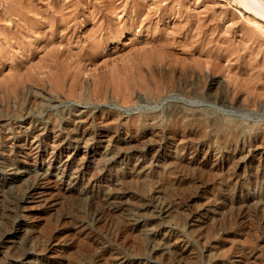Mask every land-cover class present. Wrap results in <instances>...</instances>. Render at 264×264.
I'll use <instances>...</instances> for the list:
<instances>
[{"label": "rangeland", "instance_id": "1", "mask_svg": "<svg viewBox=\"0 0 264 264\" xmlns=\"http://www.w3.org/2000/svg\"><path fill=\"white\" fill-rule=\"evenodd\" d=\"M263 24L237 0H0V264H26L19 217L34 248L69 243L60 262L102 260L77 228L99 213L132 264H264ZM50 170L70 187L53 216L28 208L27 177L12 189L7 175ZM114 193L137 215L153 210L194 255L147 249L108 215Z\"/></svg>", "mask_w": 264, "mask_h": 264}, {"label": "bare ground", "instance_id": "2", "mask_svg": "<svg viewBox=\"0 0 264 264\" xmlns=\"http://www.w3.org/2000/svg\"><path fill=\"white\" fill-rule=\"evenodd\" d=\"M19 1V0H18ZM236 1V0H235ZM17 4V1H15ZM28 3V2H27ZM237 3L239 4V6H241L244 10H246L248 13L252 14L253 16L260 18L264 21V0H237ZM91 7V6H90ZM146 7V6H145ZM14 11V10H13ZM32 14V13H31ZM12 15V14H11ZM116 15V14H115ZM60 16V15H59ZM14 17H18L21 18L22 16L20 14H15ZM61 17V16H60ZM248 17V16H246ZM248 18H246L247 20ZM175 21V20H174ZM249 21H251L249 19ZM16 24V23H15ZM26 25L24 27H26L25 29H27V31L29 32L30 30L33 29L35 24L34 22L30 23V22H26ZM42 24H40L39 26H41ZM264 25V24H263ZM175 27V25H174ZM179 27V26H178ZM175 27L174 32L179 33L180 31V27ZM59 28V26L57 25L56 27L54 26V33L57 31V29ZM257 28V27H256ZM260 28V26H259ZM262 28V27H261ZM90 29V28H89ZM166 29V28H165ZM92 30V29H91ZM173 30V29H171ZM262 30H264L262 28ZM169 31V30H168ZM88 32V31H87ZM261 33V31H260ZM91 34V33H90ZM6 35V34H5ZM89 34H87L88 37ZM121 35V34H119ZM177 35V34H176ZM118 37V36H117ZM171 37V36H170ZM92 39V38H91ZM13 40V39H12ZM14 40H16L14 38ZM170 41V40H169ZM168 41V42H169ZM9 44H11L14 41H11L10 39L5 37V41ZM3 42V43H4ZM14 44V43H13ZM66 45V44H65ZM91 45V44H90ZM242 45V44H241ZM244 45V43H243ZM242 45V46H243ZM10 48V47H9ZM42 48V47H41ZM38 48V49H41ZM45 48V47H44ZM91 48V47H90ZM246 48V47H245ZM167 49V48H166ZM89 50H92L89 49ZM93 51H94V47H93ZM238 51V50H237ZM72 54V53H71ZM155 56V55H154ZM161 63V62H160ZM227 69V68H226ZM170 85V84H169ZM181 107V106H180ZM170 110V108H169ZM174 112V111H173ZM177 113V112H176ZM175 113V114H176ZM182 113V112H181ZM80 114V112H79ZM172 114V113H171ZM187 114V113H186ZM189 114V113H188ZM187 114V115H188ZM184 115V114H183ZM174 116V115H173ZM179 116V115H176ZM84 117V116H83ZM150 117V116H149ZM148 117V118H149ZM159 117V116H158ZM175 117V116H174ZM200 117V116H199ZM131 118V117H130ZM171 118V117H170ZM189 118V116H188ZM83 119V118H82ZM111 119V118H110ZM115 119V118H114ZM141 119V118H140ZM205 119V118H204ZM207 119V118H206ZM86 120V119H85ZM125 120V119H124ZM148 120V119H146ZM214 120V119H213ZM110 121V120H109ZM112 121V120H111ZM131 121V120H130ZM144 121V120H143ZM173 121V119H172ZM171 121V123H172ZM211 121V120H210ZM83 123V125H82ZM122 123V122H121ZM212 123V122H211ZM214 123V122H213ZM223 123V122H222ZM83 126L85 127V123L81 121V123H77L76 128L78 126ZM174 125V124H172ZM235 125V124H234ZM117 126V125H116ZM212 126V125H211ZM236 126V125H235ZM149 127V126H148ZM110 128V127H109ZM210 128V127H209ZM128 129V127H127ZM146 129V128H145ZM153 129V128H152ZM157 129V128H156ZM184 129V128H183ZM195 129V128H194ZM206 129V128H205ZM214 129V128H213ZM216 129V128H215ZM227 129V128H226ZM88 130V129H87ZM125 130V129H124ZM123 130V131H124ZM147 130V129H146ZM120 131V130H119ZM144 131V130H143ZM169 131V130H168ZM175 131V130H174ZM181 131V130H180ZM193 131V129H192ZM196 131V130H195ZM154 132V131H153ZM176 132V131H175ZM90 133V132H89ZM116 133V132H115ZM124 133V132H123ZM142 133V132H141ZM186 133V132H185ZM188 133V132H187ZM134 134V133H133ZM168 134V133H167ZM183 134V132H182ZM189 134V133H188ZM206 134V133H205ZM84 135V134H83ZM86 135V134H85ZM91 135V134H90ZM110 135V134H109ZM126 135V134H125ZM128 135V134H127ZM141 135V134H140ZM146 135V134H145ZM162 134H160L161 136ZM169 135V134H168ZM167 135V138H168ZM225 135V133H224ZM138 136V135H137ZM148 136V135H147ZM226 136V135H225ZM222 136V140L225 141V146L226 148L229 149L231 148V144H230V140H228L227 138L229 137H225ZM59 137V136H58ZM124 137V136H123ZM162 137V136H161ZM180 137V136H179ZM210 137V136H209ZM234 137V136H233ZM54 138V137H53ZM89 138V136H88ZM143 138V137H142ZM206 138V137H205ZM112 139V138H111ZM154 139V138H153ZM234 139V138H233ZM238 139V138H237ZM260 139V138H259ZM85 138H82V141H85ZM113 140V139H112ZM120 140V139H119ZM129 140V139H128ZM131 140V139H130ZM169 140V139H168ZM179 140V139H178ZM124 141V140H123ZM132 141V140H131ZM151 141V140H150ZM239 141V140H238ZM262 141V140H261ZM119 142V141H118ZM222 142V141H221ZM234 143V142H233ZM236 143V142H235ZM263 143V142H262ZM112 144V143H111ZM140 144V143H139ZM181 145V144H180ZM262 145V144H261ZM119 146V145H118ZM128 146V145H127ZM126 147V146H125ZM210 147V146H209ZM217 147V146H216ZM223 147V146H222ZM124 147H122L123 150ZM186 148V147H185ZM200 148V146H199ZM206 148V147H205ZM213 148V147H212ZM225 148V149H226ZM119 151L121 150L120 148H118ZM125 149V148H124ZM209 149V148H208ZM115 150V149H114ZM214 150V149H213ZM217 150V149H216ZM233 150V149H232ZM177 151V150H176ZM196 151V149L194 150ZM226 151V150H225ZM118 152V150H117ZM116 152V153H117ZM128 152V151H127ZM191 152V151H190ZM215 152V151H214ZM213 152V153H214ZM205 152H203L204 154ZM207 153V152H206ZM216 153V152H215ZM233 153V152H232ZM231 153V154H232ZM236 153V152H235ZM234 153V154H235ZM104 154V153H103ZM226 154V153H225ZM186 155V154H185ZM206 156V154H204ZM213 155V154H212ZM238 155V154H237ZM171 156V155H170ZM198 156V155H197ZM230 156V155H229ZM260 156V155H259ZM209 157V156H208ZM217 157V155H216ZM175 158V157H174ZM191 158V157H190ZM203 158V157H202ZM201 158V160H202ZM218 158V157H217ZM259 158V157H258ZM264 158V157H263ZM182 159V158H181ZM214 159V158H213ZM212 159V160H213ZM199 160V159H198ZM200 160V161H201ZM209 160V159H208ZM259 160V159H258ZM218 161V160H217ZM261 161V160H260ZM172 162V161H171ZM199 162V161H198ZM212 162V161H211ZM215 162V161H214ZM213 162V163H214ZM241 162V161H240ZM264 162V160H263ZM262 162V163H263ZM216 163V162H215ZM194 164V163H193ZM212 164V163H211ZM260 164V162H259ZM258 164V165H259ZM163 165V164H162ZM198 165V164H197ZM203 165V164H202ZM165 166V165H164ZM184 166V165H183ZM257 166V165H256ZM2 167V166H1ZM10 167V166H8ZM163 167V166H162ZM7 168V167H6ZM175 168V167H174ZM212 168V167H211ZM9 171V170H8ZM180 171V170H179ZM10 173V172H8ZM59 172H57L56 170H50V171H36L33 173H21V172H12L10 174H7L8 176H10L9 180H10V184L15 189L19 188V185L21 184V182H24V180H22V177H27V179L29 180L27 183V187L25 190V196H24V201L29 204V209H32L34 211H40L42 213L48 214V216H53L55 215V213H57V209L59 207V205L61 204V200H62V193L65 191H68L70 189L69 185L66 183H63L60 181L61 176L59 175ZM79 174V173H78ZM65 175V174H64ZM230 177V176H229ZM4 180V179H3ZM164 182V181H163ZM26 184V183H24ZM50 184H54L55 186V190L53 192H47L46 191V186L50 185ZM171 185L173 183H170ZM166 185L171 186V185ZM231 184V183H230ZM203 185V184H202ZM16 186V187H15ZM138 186V185H137ZM161 186V185H160ZM165 186V188H166ZM74 187V186H73ZM234 187V186H233ZM139 188V187H138ZM142 188V187H141ZM5 189V188H4ZM167 189V188H166ZM203 189V188H202ZM1 190V189H0ZM19 190V189H18ZM74 190V189H73ZM170 190V189H169ZM184 191V190H183ZM229 197H231V191H229ZM85 191H81L78 192L76 195L78 197V199L84 197ZM115 194V193H114ZM122 194L123 193H116L115 195L106 197V207H107V211H108V215L112 218H115V220L117 218H119V216H121V221L124 223L126 222L128 226L134 228L137 232H138V237L143 241L144 244H146V248L149 249L152 252H159L162 253V255H165L168 250L173 247V246H179L183 249V251H185V253L188 256H193L194 253L188 248V246L183 247V242L181 241V239L178 236H175L173 234H170L168 231H166V226H162L158 223L155 222V212L153 210H148L147 207H139L138 211V215L135 214V212L132 209L129 208H123L122 205H124L123 201H122ZM197 194V193H196ZM171 195V194H170ZM74 196V195H73ZM196 196V195H195ZM67 197V196H65ZM166 198V197H165ZM207 199V198H206ZM114 200H116L117 202H119V204H115ZM231 201V200H230ZM257 202V201H256ZM114 203V204H113ZM173 204V203H172ZM217 204V199H214V201L210 204L207 205H203L201 206V208L208 210L211 207L216 206ZM28 206V205H27ZM237 207V206H236ZM243 207V206H242ZM62 208V206H61ZM155 208V207H154ZM63 209V208H62ZM157 213H159L158 215L160 216V218L162 219H166L167 222L168 219L170 218V213H172L170 210V207L167 206L166 203L162 202L159 204H157L156 208ZM247 209V208H245ZM211 210V209H210ZM147 211H149V213H147ZM176 211V210H175ZM1 213V212H0ZM175 213V212H174ZM182 213V212H181ZM2 214V213H1ZM70 213H64L65 217H68ZM57 215V214H56ZM158 216V217H159ZM183 216V215H182ZM111 218V219H112ZM107 219V217L103 216L102 213L99 214H94L91 215L88 220L84 221L83 223H80L77 228H81L82 230H86L88 233H94V237L96 238V243H97V249L98 252L100 253L99 256L102 257V260L96 259V257L93 259L92 264H132L131 258L128 257L125 253H121L118 251H113L112 248H110V246L108 245V240H109V234L111 233V230L107 227H105L103 224V222H105V220ZM212 219V218H211ZM173 220V219H172ZM25 219H23L22 217L17 219V223H16V236L18 238L21 239V242H23L26 245V248L29 250V252L25 255V257L27 258L26 264H55L56 261L57 264H64L60 261H63L64 259V252L65 250L69 247V243L66 242L65 240H58L53 244H46L43 245V247H39V248H34L33 246V242L35 241L34 239V232L32 230H29V228L27 227L26 223L24 222ZM113 221V220H112ZM166 222V224H168ZM189 223V222H188ZM189 227V226H188ZM131 229V228H130ZM206 231V230H205ZM36 233V232H35ZM82 233V232H81ZM135 233V232H134ZM199 238V237H198ZM204 238V237H203ZM91 240V239H90ZM20 241V240H19ZM182 242V243H181ZM8 246V245H7ZM16 249V248H15ZM72 249V248H71ZM181 250V249H180ZM182 251V250H181ZM180 251V252H181ZM179 252V253H180ZM158 253V254H159ZM176 253V252H175ZM183 254V253H182ZM234 254V253H233ZM72 255V254H71ZM75 255V254H74ZM170 256V255H169ZM181 256V255H180ZM167 258V257H166ZM229 259H232L233 262L238 263L239 257L234 254L233 256L231 255V257ZM228 259V260H229ZM87 259L85 258H81L80 259V263L84 264V261H86ZM219 260V259H218ZM175 261V260H174ZM172 262V261H171ZM249 262V261H248ZM65 264H71L69 262H66ZM135 264H150L148 262H144V261H139V259H136Z\"/></svg>", "mask_w": 264, "mask_h": 264}]
</instances>
